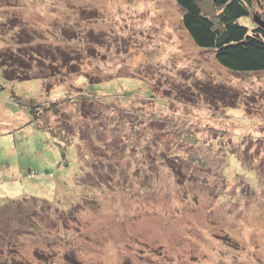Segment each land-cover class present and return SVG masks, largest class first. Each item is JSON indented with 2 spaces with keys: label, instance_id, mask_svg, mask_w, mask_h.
<instances>
[{
  "label": "rangeland",
  "instance_id": "rangeland-1",
  "mask_svg": "<svg viewBox=\"0 0 264 264\" xmlns=\"http://www.w3.org/2000/svg\"><path fill=\"white\" fill-rule=\"evenodd\" d=\"M182 18L0 0V51L43 50L40 80L0 67V264H264V73L221 67Z\"/></svg>",
  "mask_w": 264,
  "mask_h": 264
},
{
  "label": "trees",
  "instance_id": "trees-1",
  "mask_svg": "<svg viewBox=\"0 0 264 264\" xmlns=\"http://www.w3.org/2000/svg\"><path fill=\"white\" fill-rule=\"evenodd\" d=\"M173 1L183 11L182 23L193 43L199 49L211 52L221 67L235 74L264 73V0ZM207 2L211 4L214 12L205 10L203 5ZM244 19H250L252 25L242 23ZM257 19L263 26L256 23ZM20 43L22 44V40ZM21 49L23 50L19 48L17 51L10 49L0 51V67L3 68L4 79L9 82L42 79L29 78V76L36 70L31 65L32 59L37 57L43 59V50L40 48L33 50L27 57ZM54 50H57L61 56L67 55L61 49ZM49 52L50 49L45 51V53ZM62 60L66 62L69 59L64 56ZM38 107L36 104L27 107L35 123H39L41 113L47 114L49 111L47 108L48 111L43 109L41 112V107L40 109ZM89 107L92 110V106ZM133 126L136 127L137 123ZM60 142L64 143L61 140ZM31 172L30 170L29 173Z\"/></svg>",
  "mask_w": 264,
  "mask_h": 264
},
{
  "label": "water",
  "instance_id": "water-1",
  "mask_svg": "<svg viewBox=\"0 0 264 264\" xmlns=\"http://www.w3.org/2000/svg\"><path fill=\"white\" fill-rule=\"evenodd\" d=\"M256 23H258L259 25L263 26V24L257 19Z\"/></svg>",
  "mask_w": 264,
  "mask_h": 264
}]
</instances>
